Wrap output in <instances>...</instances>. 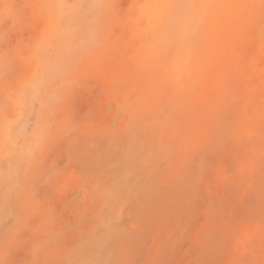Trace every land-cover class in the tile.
<instances>
[{
    "label": "rangeland",
    "instance_id": "374dc122",
    "mask_svg": "<svg viewBox=\"0 0 264 264\" xmlns=\"http://www.w3.org/2000/svg\"><path fill=\"white\" fill-rule=\"evenodd\" d=\"M201 1L0 0V264H264V0Z\"/></svg>",
    "mask_w": 264,
    "mask_h": 264
},
{
    "label": "bare ground",
    "instance_id": "6f19581e",
    "mask_svg": "<svg viewBox=\"0 0 264 264\" xmlns=\"http://www.w3.org/2000/svg\"><path fill=\"white\" fill-rule=\"evenodd\" d=\"M214 1V0H213ZM217 1V3L219 4V5H221V1H223V2H225V3H227V2H229L230 1V3L233 5V7H235L236 6V4H235V2H236V0H216ZM261 1V0H260ZM211 2V0H202L201 1V6H206V5H208L209 3ZM214 3V2H213ZM213 3H212V5H213ZM216 8V7H215ZM165 9H167V11L168 10H170V11H172L173 10V4L172 3H170V2H168V0H155V3H154V5L152 6V7H149V6H146L145 8H144V11H145V14L146 15H148V17H154V18H156V20H157V24H155L154 25V28H156V29H158V27L163 23V21H164V11H165ZM217 9H218V7H217ZM216 9V10H217ZM211 11V10H210ZM214 11V10H213ZM239 11H240V15L241 14H245L244 12H246L247 11V9L246 8H244L243 6L241 7H239ZM215 13V12H214ZM223 15H224V12L222 11L221 12ZM133 15H135V14H133ZM208 15H209V9L208 8H206V10L205 11H203L201 14H199L197 17H199V19L201 20V17H204V18H206V17H208ZM220 15V14H219ZM193 17H191L190 18V20L192 19ZM242 18V17H241ZM133 19H134V16H133ZM137 21V20H136ZM142 21V20H141ZM190 23V21L188 20V23L187 24H189ZM241 23V22H240ZM56 31V30H55ZM54 32V31H53ZM162 33H163V31H157L156 33H155V36H161L162 35ZM53 34V33H52ZM180 35H184V31H180V33H179ZM214 34V32L213 31H211V32H209V33H207L206 35H205V37L209 40V38H212L213 35ZM150 42V41H149ZM153 47H155L154 45H153V43H149L148 44V46H147V48H149V49H152ZM182 52H186L185 54L187 55V56H189V58L186 60V62H184V61H182V59H181V57L180 58H178L177 59V62H175L174 63V66H173V68H172V70H171V72L172 73H174L176 70H180V68H182L183 67V65L185 64L186 66H189V63H190V61H191V59H192V57H193V53L191 52V49L190 48H184V46H182ZM184 53H182L180 56H182ZM170 76V75H169ZM177 85L179 86V88H180V90H182V91H184V89H185V86H184V84H183V82H182V80H181V76H178V78H177Z\"/></svg>",
    "mask_w": 264,
    "mask_h": 264
}]
</instances>
